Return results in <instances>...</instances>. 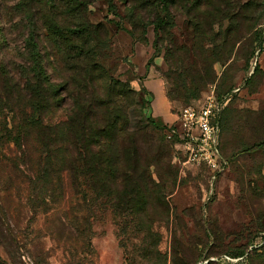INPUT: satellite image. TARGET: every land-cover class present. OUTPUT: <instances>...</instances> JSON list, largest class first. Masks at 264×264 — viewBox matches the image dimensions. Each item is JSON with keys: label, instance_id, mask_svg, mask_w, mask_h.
<instances>
[{"label": "rangeland", "instance_id": "obj_1", "mask_svg": "<svg viewBox=\"0 0 264 264\" xmlns=\"http://www.w3.org/2000/svg\"><path fill=\"white\" fill-rule=\"evenodd\" d=\"M251 1L244 17L228 18ZM23 5L33 9L32 20ZM7 7L12 24L3 21L0 50L21 62L25 41L33 34L46 50L52 80L60 82L62 67L43 21L51 17L50 7L25 0H10ZM129 10L123 0H96L87 18L109 32L110 43L100 53L107 81L123 82L134 91L131 125L145 130L152 141L143 139L149 142L141 150L144 162L155 153L158 140L169 145L162 171L147 164L149 190L135 198L146 203L140 205L142 213L105 200L91 212L81 211L85 198L71 190L64 197L47 195V206L40 207L42 198L29 194L26 184L19 190L21 180L11 177L10 191H0V264H264V148L245 151L264 141V0L223 2L216 10L203 9L208 12L201 19L177 5L167 15L159 3L150 8V23L144 12L132 18ZM158 80L168 101L165 119L158 117L156 98L146 88ZM212 85L232 97L223 150L233 165L210 196L208 171H183V152L178 155L166 130L148 118L157 126L174 125L185 105ZM62 115L55 114L54 121ZM168 162L174 183L165 176Z\"/></svg>", "mask_w": 264, "mask_h": 264}, {"label": "trees", "instance_id": "obj_2", "mask_svg": "<svg viewBox=\"0 0 264 264\" xmlns=\"http://www.w3.org/2000/svg\"><path fill=\"white\" fill-rule=\"evenodd\" d=\"M8 1L0 0L2 35H5L3 21L12 24ZM36 1L52 10L51 17L43 20L44 27L63 75L60 82L52 80L43 56L46 50L40 49L33 34L25 41L26 52L21 62L9 59L0 50V191H10L13 177L21 180L19 190L26 184L29 194L42 198L40 207L47 206V195L64 197L71 190L85 198L79 203L81 211L91 212L100 200H105L112 207L135 210L140 215L143 209L140 205L146 203L140 204L135 198L149 190L148 165L162 171L164 159L170 154L169 145L158 140L155 153L144 162L141 150L149 142L143 139L152 141L145 130L131 125L134 91L123 82H108L100 64V53L110 43V37L105 26L88 21V9L96 0H25V3ZM123 1L128 2L132 18L136 12H144V21L150 23V8L159 3L167 15L177 5L191 16L196 11L195 18L201 19L208 7L216 10L221 3L232 0ZM249 6L252 7V1L239 11V16L228 18L234 21L244 17L242 12ZM22 10L30 20L36 15L24 5ZM152 24L157 30L158 24L153 21ZM210 88L185 107L202 101ZM218 94L222 97L219 89ZM228 110L222 116L221 150L231 168L233 160L223 150ZM57 113L63 114L64 120L54 121ZM148 121L159 130H166V137L179 149L178 155L181 154L178 140L169 137L174 125L157 126L151 118ZM263 148L264 141L245 151L254 153ZM165 176L175 182L169 162ZM161 178L165 180L162 175Z\"/></svg>", "mask_w": 264, "mask_h": 264}, {"label": "built area", "instance_id": "obj_3", "mask_svg": "<svg viewBox=\"0 0 264 264\" xmlns=\"http://www.w3.org/2000/svg\"><path fill=\"white\" fill-rule=\"evenodd\" d=\"M230 94H218L217 85L210 88L208 95L200 102L184 107L169 137L176 138L182 149L184 159L180 163L183 171L191 168L206 169L214 185L230 168L221 150L222 116L228 108Z\"/></svg>", "mask_w": 264, "mask_h": 264}, {"label": "crops", "instance_id": "obj_4", "mask_svg": "<svg viewBox=\"0 0 264 264\" xmlns=\"http://www.w3.org/2000/svg\"><path fill=\"white\" fill-rule=\"evenodd\" d=\"M151 82V81H150ZM158 81H152L151 83H146V88L151 91L155 96V104L157 106V115L159 118L165 119V109L167 107V96L165 91L162 89V84Z\"/></svg>", "mask_w": 264, "mask_h": 264}]
</instances>
